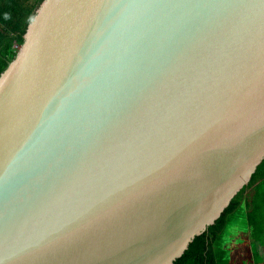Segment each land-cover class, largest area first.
Returning <instances> with one entry per match:
<instances>
[{"label": "water", "instance_id": "1", "mask_svg": "<svg viewBox=\"0 0 264 264\" xmlns=\"http://www.w3.org/2000/svg\"><path fill=\"white\" fill-rule=\"evenodd\" d=\"M264 161V0H44L0 76V264H174Z\"/></svg>", "mask_w": 264, "mask_h": 264}, {"label": "trees", "instance_id": "2", "mask_svg": "<svg viewBox=\"0 0 264 264\" xmlns=\"http://www.w3.org/2000/svg\"><path fill=\"white\" fill-rule=\"evenodd\" d=\"M43 1L0 0V76L16 57L18 49L15 46L20 47L23 44L27 27ZM258 183L261 185L260 189H263L264 161L258 166L251 181L235 196L216 223L201 236L196 237L184 255L174 264H229L231 254L222 241L229 227L228 217L241 209L240 205L244 199L245 207L242 209L247 210L248 205L253 206L255 199L253 200L251 195L257 193V187L254 186ZM254 221L261 224L257 219L253 221L250 219V225Z\"/></svg>", "mask_w": 264, "mask_h": 264}, {"label": "rangeland", "instance_id": "3", "mask_svg": "<svg viewBox=\"0 0 264 264\" xmlns=\"http://www.w3.org/2000/svg\"><path fill=\"white\" fill-rule=\"evenodd\" d=\"M260 192L261 194H264V188L263 189L261 188ZM242 208L238 209L239 211L236 210L235 213L231 214L228 217L229 227L225 231V235L222 241L224 245H226L227 248L229 249L230 254L233 252V250H236V248L238 249V252H240V256L238 258V264H250L249 261L251 259L250 256L251 249L257 248L256 243L260 245L264 243L262 242L263 236L259 235L258 232V230L261 227H264V223L258 224L256 221L253 222L254 233L253 235H250V241L253 240L254 242L252 243L250 250L245 249V247L242 246L244 241L246 243V240L244 239V237H246V235H244V230L246 231V228H250V227L247 218L248 217L247 210L245 208L244 209ZM259 238H261V242H258ZM247 258L249 259V261L247 260Z\"/></svg>", "mask_w": 264, "mask_h": 264}, {"label": "crops", "instance_id": "4", "mask_svg": "<svg viewBox=\"0 0 264 264\" xmlns=\"http://www.w3.org/2000/svg\"><path fill=\"white\" fill-rule=\"evenodd\" d=\"M261 184H263V183H261ZM260 186H261L260 183H258L256 186H254V187H257L256 188L257 193H254L251 195L253 200L255 199L253 206L252 205L247 206V215H248L247 218L249 221V227L250 228H246V231L244 230V235H246V237H244V239L246 240V243L244 241V243L242 244V246L245 247V249H247V250L251 249L252 243L254 242L253 240L250 241V235H253V233H254V228L252 226L253 223L250 225V219L252 221H253V219H257L261 224L264 223V196L260 192ZM251 190H250V192H251ZM256 206H257V209H256ZM242 207H245V199L241 202L240 208H242ZM254 214L256 216H253ZM252 216H253V218H252ZM258 232H259V235L263 236L262 242H264V227H261L258 230ZM259 240H261V238H259ZM256 244H257V248L256 249L252 248L250 251V256H251L250 261L248 258H247V260L250 262V264H264V243H262L261 245L258 243H256ZM232 253H231L229 264H238V258L240 256V252H238V249L236 248V250H233ZM221 264H226V263H221Z\"/></svg>", "mask_w": 264, "mask_h": 264}, {"label": "built area", "instance_id": "5", "mask_svg": "<svg viewBox=\"0 0 264 264\" xmlns=\"http://www.w3.org/2000/svg\"><path fill=\"white\" fill-rule=\"evenodd\" d=\"M17 49L19 48V47H17V46H15Z\"/></svg>", "mask_w": 264, "mask_h": 264}]
</instances>
